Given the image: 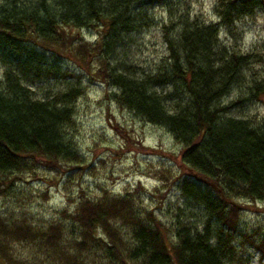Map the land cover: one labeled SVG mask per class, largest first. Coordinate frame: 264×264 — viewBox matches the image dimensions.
I'll return each instance as SVG.
<instances>
[{
  "label": "trees",
  "instance_id": "1",
  "mask_svg": "<svg viewBox=\"0 0 264 264\" xmlns=\"http://www.w3.org/2000/svg\"><path fill=\"white\" fill-rule=\"evenodd\" d=\"M172 4L173 0H0V57H9L0 81V195L20 173L35 171L36 164L55 167L79 158L64 136V127L73 122L76 90L35 98L28 88L41 76H55L60 66L49 58L77 44L73 49L85 50L82 59L95 56V76L116 86L112 99L118 107L158 123L181 144V161L193 175L181 177L177 188L204 209L203 229L192 230L184 219L176 220L171 229L151 208L139 209L129 189L79 199L68 214L76 231L67 246L59 221L39 229L0 212V264H30L14 256L12 243L18 241L47 246L57 264H223L237 257L235 232L240 244L257 250L264 261V229L256 225L239 231L240 208L234 201L245 197L264 202V119L253 124L251 118L231 116L228 110L239 98L218 102L257 56L228 51L217 40L220 26L230 29L236 20L264 10V0H215L218 21L212 27L188 18L185 11L172 13V20L162 26L166 63L139 79L115 68L113 49L132 32L139 9L153 5L170 10ZM175 27L176 34L170 36ZM80 29H92L97 38L83 43L77 36ZM155 84L170 85V91L151 89ZM249 91L258 99L264 94V81H254ZM176 92L183 99L168 109L165 100ZM213 218L219 224L211 241L207 225Z\"/></svg>",
  "mask_w": 264,
  "mask_h": 264
},
{
  "label": "rangeland",
  "instance_id": "2",
  "mask_svg": "<svg viewBox=\"0 0 264 264\" xmlns=\"http://www.w3.org/2000/svg\"><path fill=\"white\" fill-rule=\"evenodd\" d=\"M214 1L173 0L170 10L163 6L141 7L134 17L132 32L123 36L119 41L122 45L113 49L111 63L136 79L145 73H153L167 62L162 26L172 20V13L182 15L185 11L188 18L195 17L198 22L212 27L218 21L213 11ZM178 28H173L170 36L176 34ZM77 34L86 44L97 38L92 29H80ZM217 40L228 51H248L257 56L247 64L242 75L238 76L239 80L218 99L220 104H226L239 98L228 113L251 118L253 124H257L264 119V94L254 99L249 89L254 81H264V10L256 9L252 16L236 20L230 29L220 26ZM70 45L63 53L61 51L59 57L49 58L60 66L58 73L41 76L28 88L35 98L59 95L72 87L76 90V97L72 100L73 122L64 127V136L79 158L61 161L55 167L36 164L35 171L20 173L9 189L0 195V212L39 229L59 221L64 227L63 244L67 246L76 231L68 214L73 212L79 199H98L104 194L114 196L133 189L139 209L151 208L171 229L176 220L184 219L192 230L200 232L207 217L204 209L183 197L177 188L181 177L192 174V169L181 161V144L158 123H150L136 112L118 107L112 99L116 86L101 82L94 74L98 68L95 56L89 54L87 59H82L81 52L85 50L81 46L73 49L77 44ZM7 58L0 57V81L7 69L4 61ZM170 88L167 84L151 87L160 93L169 92ZM178 92L165 100L168 109L173 102L183 99ZM234 201L240 208L239 231H250L256 225L264 229L263 201H250L245 197ZM218 224L214 218L208 221L211 241ZM239 239L235 232L232 243L237 250L236 259L225 260L223 264H264L257 250L247 243L240 244ZM12 252L16 258L30 264L58 263L51 257L47 246L35 241L14 242Z\"/></svg>",
  "mask_w": 264,
  "mask_h": 264
}]
</instances>
